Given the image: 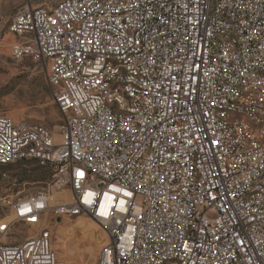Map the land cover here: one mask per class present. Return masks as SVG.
Returning <instances> with one entry per match:
<instances>
[{
  "label": "built area",
  "instance_id": "built-area-1",
  "mask_svg": "<svg viewBox=\"0 0 264 264\" xmlns=\"http://www.w3.org/2000/svg\"><path fill=\"white\" fill-rule=\"evenodd\" d=\"M7 34L62 123L0 113V165L49 172L3 197L0 264H65L78 216L107 234L92 264H264V0H20Z\"/></svg>",
  "mask_w": 264,
  "mask_h": 264
},
{
  "label": "rangeland",
  "instance_id": "rangeland-1",
  "mask_svg": "<svg viewBox=\"0 0 264 264\" xmlns=\"http://www.w3.org/2000/svg\"><path fill=\"white\" fill-rule=\"evenodd\" d=\"M20 0H0V25L3 30L11 21ZM5 44L11 38L5 37ZM0 47V113L41 124L56 133L62 123L61 114L52 101L46 70L32 57L16 60L9 56V47ZM13 115V116H12ZM49 178L48 169L34 162L21 161L0 166V221L9 222V210L3 197H24L40 190ZM87 217L59 219L54 226L52 246L65 264H92L104 244L105 234ZM36 227L13 221L9 241H19Z\"/></svg>",
  "mask_w": 264,
  "mask_h": 264
},
{
  "label": "snow or ice",
  "instance_id": "snow-or-ice-1",
  "mask_svg": "<svg viewBox=\"0 0 264 264\" xmlns=\"http://www.w3.org/2000/svg\"><path fill=\"white\" fill-rule=\"evenodd\" d=\"M78 175H83L82 173H78ZM117 191H119V189H117ZM93 194L92 193H89L88 194V198H86L85 202L86 203H91V200L89 199ZM125 195H130V193H125ZM112 197L110 196H105V200L106 201H111ZM121 205H123V201H121ZM123 210V209H122ZM101 215H107V211H106V208L104 205L101 206Z\"/></svg>",
  "mask_w": 264,
  "mask_h": 264
},
{
  "label": "bare ground",
  "instance_id": "bare-ground-1",
  "mask_svg": "<svg viewBox=\"0 0 264 264\" xmlns=\"http://www.w3.org/2000/svg\"><path fill=\"white\" fill-rule=\"evenodd\" d=\"M5 37H7V38H11V41L14 39L13 38V36H11L10 34H7ZM9 42L10 41H8L6 44H5V41H4V45H3V47H5V46H7V47H9ZM13 116V115H12ZM16 116V115H15ZM15 116L13 117V118H15ZM15 119H18V118H15ZM62 193H56V195H61ZM11 215H12V217H13V214L11 213ZM78 217H82L83 218V216H78ZM86 219H88L89 221H91L92 223H94V224H96L98 227H100V225L95 221V220H93V219H90V218H86ZM100 229L102 230V232L105 234V241L107 240V234H106V232L100 227ZM105 241H104V243H105Z\"/></svg>",
  "mask_w": 264,
  "mask_h": 264
},
{
  "label": "trees",
  "instance_id": "trees-1",
  "mask_svg": "<svg viewBox=\"0 0 264 264\" xmlns=\"http://www.w3.org/2000/svg\"><path fill=\"white\" fill-rule=\"evenodd\" d=\"M0 166H4V165H0Z\"/></svg>",
  "mask_w": 264,
  "mask_h": 264
}]
</instances>
